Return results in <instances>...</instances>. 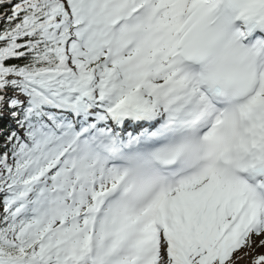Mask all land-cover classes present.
I'll return each mask as SVG.
<instances>
[{"label": "snow or ice", "instance_id": "6c2138e0", "mask_svg": "<svg viewBox=\"0 0 264 264\" xmlns=\"http://www.w3.org/2000/svg\"><path fill=\"white\" fill-rule=\"evenodd\" d=\"M0 264H264V0H0Z\"/></svg>", "mask_w": 264, "mask_h": 264}]
</instances>
